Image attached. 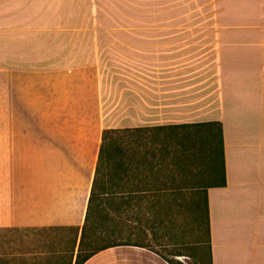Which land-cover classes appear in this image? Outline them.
<instances>
[{
  "label": "crops",
  "instance_id": "0c3cea01",
  "mask_svg": "<svg viewBox=\"0 0 264 264\" xmlns=\"http://www.w3.org/2000/svg\"><path fill=\"white\" fill-rule=\"evenodd\" d=\"M235 5L230 21L240 33L216 36V86L201 97L182 98L173 80L163 89L158 75L149 94L135 83L132 93L123 91L122 127L105 125L97 65L43 70L25 60L0 59V164L1 155L12 156L21 175L0 193V228H78V243L104 128L216 121L224 185L210 186V178L202 177L195 184L183 180V190H163L160 183L142 192L155 193L147 196L152 202L165 201L166 190L198 201L205 187L212 264H264V0ZM48 11L42 0H0V58L17 57L11 44L32 40ZM175 68L170 66L181 72ZM33 155L40 159L34 162ZM76 251L67 264H75ZM83 264L170 263L152 248L121 245Z\"/></svg>",
  "mask_w": 264,
  "mask_h": 264
},
{
  "label": "rangeland",
  "instance_id": "374dc122",
  "mask_svg": "<svg viewBox=\"0 0 264 264\" xmlns=\"http://www.w3.org/2000/svg\"><path fill=\"white\" fill-rule=\"evenodd\" d=\"M42 1L49 4V17L43 24L39 20L41 26L34 31L32 40L10 43L9 52L18 56L3 55L1 62L25 60L28 65L43 70L97 65L105 125L113 127L126 124L123 91L132 93L133 84L141 83L140 89L151 93L154 75L161 76L163 89H169L173 80L182 98L187 93L192 98L208 94L216 86V73L212 72L216 71V36L240 33V26L230 21L236 16L237 0ZM7 44H3L4 49ZM177 45L180 48L170 52V47ZM21 54H27L28 60ZM171 65L181 72H172ZM202 65L205 66L203 72H197ZM196 154L198 160L192 156L190 160L195 170L184 176L177 175L172 164L163 172L141 168V187L161 183L177 188L183 180L195 184L202 177L211 178L213 174L205 165V154L201 150ZM1 156L0 193L10 189V184L21 176L17 165L11 161L12 156ZM32 158L37 162L40 155ZM123 195L143 196L145 200L147 196L148 199L156 197L152 192H125ZM162 197L170 208L155 234L146 229V241L167 260L182 264L206 263L207 243L203 241L197 246V232L193 231L195 215L181 207L184 201L181 191L166 190ZM140 215L142 223L125 215L126 224L143 225L142 217L149 213ZM74 236L72 229L0 228V264H67Z\"/></svg>",
  "mask_w": 264,
  "mask_h": 264
},
{
  "label": "trees",
  "instance_id": "16d2710c",
  "mask_svg": "<svg viewBox=\"0 0 264 264\" xmlns=\"http://www.w3.org/2000/svg\"><path fill=\"white\" fill-rule=\"evenodd\" d=\"M198 150L205 154L207 159L205 165H208L212 171L210 186L224 185L223 137L216 121L151 127L104 128L78 243L79 229L69 228L74 230L75 234L69 261H72L76 248L75 264H83L98 252L116 246L133 245L151 248L146 241V229H149L151 234L157 232L164 223L165 213L168 212L170 204L166 201H146L143 196L123 194L140 193L144 190L141 187V168L163 172L172 164L177 175L184 176L194 171V164L190 160L191 156L196 159ZM184 151H187V154ZM188 151L192 153L189 154ZM170 159L172 161L168 162ZM164 185L162 184L163 190L169 188ZM177 188L183 190L188 187L181 184ZM202 197L203 199L198 201L185 200L181 207L187 213H194L193 231L197 232L195 242L197 246L203 241L207 243L208 256L206 263L203 264H212L205 187ZM147 212L149 216L142 217L145 222L143 225L131 227L126 224L125 215L129 214L135 222L142 223L140 213ZM168 261L170 264H182L175 260Z\"/></svg>",
  "mask_w": 264,
  "mask_h": 264
}]
</instances>
